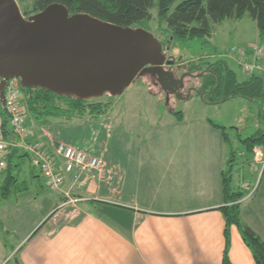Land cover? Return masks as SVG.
I'll use <instances>...</instances> for the list:
<instances>
[{
    "label": "crops",
    "instance_id": "1",
    "mask_svg": "<svg viewBox=\"0 0 264 264\" xmlns=\"http://www.w3.org/2000/svg\"><path fill=\"white\" fill-rule=\"evenodd\" d=\"M262 41L255 27L239 48L263 49L257 75L264 80ZM230 48L215 57L227 62L243 82L248 77L226 55ZM168 110L184 129L165 132L168 145L138 147L132 163L106 159L101 180L66 174L62 166L58 190L46 186L40 171L24 182L17 178V185L24 186L0 197V264H223L225 220L220 208L227 144L204 111L186 121L185 114L178 120L172 114L176 110ZM112 114L104 116L107 128ZM90 153L96 156L98 150ZM242 158L248 159L246 154ZM236 163L234 181L254 186L258 169L251 170L249 162ZM4 179L2 175L0 187ZM257 185L254 194L241 201V222L264 241V172ZM228 260L255 264L234 226Z\"/></svg>",
    "mask_w": 264,
    "mask_h": 264
},
{
    "label": "rangeland",
    "instance_id": "2",
    "mask_svg": "<svg viewBox=\"0 0 264 264\" xmlns=\"http://www.w3.org/2000/svg\"><path fill=\"white\" fill-rule=\"evenodd\" d=\"M183 1L177 0L171 7L170 12ZM157 4L158 0H155V7L151 10L153 20L150 22L149 33L160 44L161 41L164 42L166 40L167 36L165 34V25H160L156 18ZM19 9L21 11L20 6ZM255 27L254 21L250 18L249 14H246L244 19H231L213 25L211 38H197L185 50L178 49L173 44L166 47L160 44L162 54L165 57L163 65L165 70L173 75L174 80L181 82L177 89L180 95H175L171 89L166 90L162 88L155 77L150 74L141 73L142 71L140 70L133 82L122 92L114 95L103 94L100 97L82 100L90 104L100 103L109 106L110 110L108 112H113V114L109 122H107L110 124L108 128L104 121L105 115L96 119L90 115H86L83 118H77L70 122H66L63 119L50 120L48 121L49 124L42 125L29 115L27 101L30 98V94H26L22 90L21 106L25 110V127L32 132L31 137L27 140V144L55 158L60 167L62 163L55 156V149L60 144L78 147L88 154L91 153L87 146L90 149L96 148L98 150L96 156L104 161L107 159L110 162H117L119 165L129 164L137 159L138 147L160 144L168 145L169 138L165 132L175 129V127L177 130L184 129L185 126L177 123V120L169 114V107L185 114L186 121L193 120L194 115L191 116L192 114L204 111V116L208 120L216 125L228 128L231 142H236L234 139H238V137L244 140L254 135L260 129L264 131V125L259 123L258 120L259 107L263 105L264 110V100L259 103L256 102L253 105L245 99H237V101L227 100L220 104L203 106L202 104H206V102L195 94L194 88L199 85V78L204 75V72L189 71L190 62L200 65L204 69L206 62H214L219 59L215 55L216 53H221L222 49L230 48L231 46H242V43L249 40L254 34ZM262 45H264V40L262 41ZM188 93L192 97L188 102L186 101L190 104V108L186 109L185 104L187 103L182 98H186ZM262 114V118L264 119V113ZM67 126H73L72 129L79 136L77 140L65 136ZM161 132L164 133L161 135ZM234 142L235 150L236 148L239 149L237 150V162H239L240 150L243 152L244 149L238 141ZM259 147H262L264 151V146ZM24 152L22 150L18 154L21 156L24 155ZM244 154L243 152L242 155ZM246 156L249 159L244 161L245 164L249 162L248 160H250L252 154ZM33 159L34 156L30 155V153L24 158H12L11 175L24 182L31 175L38 174L39 169L34 165ZM17 165H19V168H16ZM250 168L251 170L258 169L254 174V184H256L257 188L264 169L260 166L256 168L250 166ZM233 184L235 189L240 190L237 179L233 181ZM23 186V184H20L16 185L15 188L19 189ZM245 193L247 197L248 192L245 191ZM70 207L72 208L73 206L71 205ZM79 214L77 211L75 216Z\"/></svg>",
    "mask_w": 264,
    "mask_h": 264
},
{
    "label": "trees",
    "instance_id": "3",
    "mask_svg": "<svg viewBox=\"0 0 264 264\" xmlns=\"http://www.w3.org/2000/svg\"><path fill=\"white\" fill-rule=\"evenodd\" d=\"M25 17H30L45 10L48 6L58 4L64 6L69 14H86L100 21L129 29H143L149 32L150 22L153 20L151 10L155 7V0H16ZM177 0H158L157 21L166 27V40L161 41L163 47L173 44L185 50L197 38H211L213 25L226 20H241L246 14L256 24L260 39L264 40V0H184L170 12ZM180 50V51H181ZM218 60V61H217ZM206 62L204 69L193 62L189 63V71L204 72L199 78V85L195 87L196 95L203 96L209 104H220L227 100L245 99L249 102L264 100V80L253 75L240 82L236 74L230 69L227 62L217 59ZM30 98L27 101L28 113L42 125L49 124L50 120L63 119L70 122L77 118L90 115L92 118L101 117L108 113L109 106L100 103H88L75 98L55 95L42 89H23ZM105 113V114H104ZM264 111L260 106L259 122L264 125ZM172 114L181 120L182 112L174 111ZM227 144L228 159L222 172V197L224 206L220 208L225 220V250L223 264H229L228 250L230 246V228L237 227L241 238L250 250L255 264H264V241L241 222V201L246 193L235 189L234 170L238 160L233 142L228 135V128L216 125ZM8 130V121L4 122ZM67 126L65 136L73 140L78 134ZM233 129V128H231ZM80 131V129H78ZM8 132H5V135ZM238 143L243 147L246 155H251L255 147L264 146V131L258 130L254 135ZM86 146V145H85ZM84 146V147H85ZM90 151V147L87 146ZM86 148V149H87ZM20 149H13L7 157V169L4 183L0 187V197L7 198L13 192L12 186L18 184L17 178L11 175V159L27 157L28 154L19 155ZM88 151V152H89ZM249 159V158H248ZM19 168V165L16 166ZM16 264H20L17 262Z\"/></svg>",
    "mask_w": 264,
    "mask_h": 264
},
{
    "label": "water",
    "instance_id": "4",
    "mask_svg": "<svg viewBox=\"0 0 264 264\" xmlns=\"http://www.w3.org/2000/svg\"><path fill=\"white\" fill-rule=\"evenodd\" d=\"M164 63L160 44L143 29L121 28L86 14L71 16L58 4L25 17L16 0H0L1 98L9 79H18L23 89L79 100L114 95L140 70L175 91L181 82ZM189 98L190 93L182 99Z\"/></svg>",
    "mask_w": 264,
    "mask_h": 264
},
{
    "label": "built area",
    "instance_id": "5",
    "mask_svg": "<svg viewBox=\"0 0 264 264\" xmlns=\"http://www.w3.org/2000/svg\"><path fill=\"white\" fill-rule=\"evenodd\" d=\"M232 58L241 72L248 78L262 71L261 59L263 49L251 47L243 49L231 47L226 54ZM2 80L0 79V84ZM22 86L18 79L5 81L3 97L0 96V179L7 169V157L12 149H22L27 154L34 156V165L38 167L46 186L51 190H58L62 178L58 173V163L52 156L46 155L39 149L27 144L32 132L25 127V110L21 106ZM8 121V130L4 122ZM5 132L8 134L5 135ZM55 156L62 163L66 174L76 172L77 177L84 176L89 180L103 179L106 168L104 160L97 156L86 153L78 147L60 144L55 149ZM242 154H239V162L244 163ZM249 164L252 168L260 166L264 169V151L262 147H255ZM241 191H247L248 196L254 194L256 184L249 188L246 184H239ZM250 189V191H249ZM76 201H73L75 203Z\"/></svg>",
    "mask_w": 264,
    "mask_h": 264
},
{
    "label": "flooded vegetation",
    "instance_id": "6",
    "mask_svg": "<svg viewBox=\"0 0 264 264\" xmlns=\"http://www.w3.org/2000/svg\"><path fill=\"white\" fill-rule=\"evenodd\" d=\"M178 88H179V86H177V89H178ZM177 89H174L175 91L172 90V92H176V91L178 92L179 90H177Z\"/></svg>",
    "mask_w": 264,
    "mask_h": 264
}]
</instances>
